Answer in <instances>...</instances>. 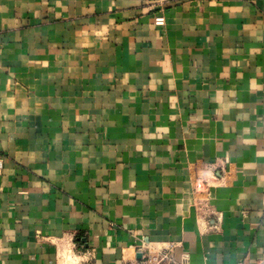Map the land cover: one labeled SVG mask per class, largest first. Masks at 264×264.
<instances>
[{
	"label": "crops",
	"instance_id": "1",
	"mask_svg": "<svg viewBox=\"0 0 264 264\" xmlns=\"http://www.w3.org/2000/svg\"><path fill=\"white\" fill-rule=\"evenodd\" d=\"M165 245L264 259V0H0V264Z\"/></svg>",
	"mask_w": 264,
	"mask_h": 264
},
{
	"label": "built area",
	"instance_id": "2",
	"mask_svg": "<svg viewBox=\"0 0 264 264\" xmlns=\"http://www.w3.org/2000/svg\"><path fill=\"white\" fill-rule=\"evenodd\" d=\"M156 23L162 25L165 23V17L158 15ZM264 259L260 260L258 264H263ZM142 264H191L188 258L177 260L174 256V246L165 245L157 248H148Z\"/></svg>",
	"mask_w": 264,
	"mask_h": 264
}]
</instances>
